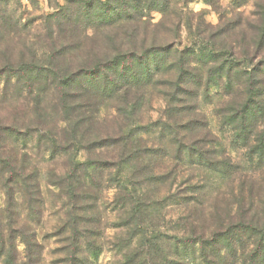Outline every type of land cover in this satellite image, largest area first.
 Returning <instances> with one entry per match:
<instances>
[{"label":"trees","instance_id":"trees-1","mask_svg":"<svg viewBox=\"0 0 264 264\" xmlns=\"http://www.w3.org/2000/svg\"><path fill=\"white\" fill-rule=\"evenodd\" d=\"M171 2L66 0V6L43 18L41 38L25 33L27 23L20 24V19L1 16L0 81L5 86L0 99V192L4 207L10 211L25 204L35 223L43 212L44 186L64 197L66 264H91L102 252L99 235L89 228L99 223L100 177L107 170H114L119 193L115 205L125 216L115 228L126 230L128 240L113 245L124 264H186L187 255L196 264H264V218L251 215L258 209L255 199L233 194V201L210 212L208 219H198L205 210L194 200L197 207L181 219V235L171 244L153 222L155 204L142 192L149 183L170 180L183 163L189 175L201 168L221 171L222 178L239 168L228 160L216 162L212 151L198 148L199 140L177 148V166L167 165L160 174L150 169L147 159L159 150L146 144L143 136L151 126H143L138 117L150 92L159 87L165 90L167 122L189 114L180 125L185 131L198 126L194 101L200 91L209 99L215 89L216 115L246 151L242 169L264 170V10L249 55L245 38L238 52L231 43L211 40L179 48L175 41L180 39L181 13L169 11ZM151 11L162 13L160 23L146 21L144 14ZM260 53L257 65L251 64ZM110 109L114 115L102 114ZM175 132L171 137L180 147ZM34 139L37 146L32 148ZM33 149L50 161L66 157L67 169L61 174L44 170ZM81 153L86 160L78 159ZM184 201L188 205L190 200ZM21 233L26 250L37 247L29 241L33 234ZM5 242L0 226L1 250Z\"/></svg>","mask_w":264,"mask_h":264},{"label":"rangeland","instance_id":"rangeland-1","mask_svg":"<svg viewBox=\"0 0 264 264\" xmlns=\"http://www.w3.org/2000/svg\"><path fill=\"white\" fill-rule=\"evenodd\" d=\"M99 1L106 2L107 0ZM171 3L169 11L177 9L176 11L181 13L180 39L175 41L179 48L211 40L215 44L231 43V48L238 52L241 48L240 44L244 42L245 38L243 47L245 46L248 54L252 55L254 51L251 43L252 35L261 25L260 11L264 10V0H172ZM64 6H66V0H0V19L1 16L10 17L12 20L20 19V24L27 23L25 33L41 38L45 34L43 18ZM144 16L146 21L152 25L160 23L164 17L159 11L145 12ZM261 55L262 53L254 54L251 64L257 65ZM4 86V82L0 81V99ZM164 91L162 87L152 90L138 117L143 126H151L149 134L143 136L146 144L153 150H159L158 154L153 153L147 159L150 169H153L155 174H160L167 165L176 164L177 148L188 145L189 141L199 142V140L201 143L198 144V148L208 152L212 151L216 162L228 160L230 164L239 168L234 175L222 178L221 171L212 173L201 168H193L189 175V167L184 163L179 166L176 164L178 173L170 180L162 184L154 182L149 183L146 187L143 186L141 189L146 199L155 204L152 208L153 222L158 225L161 235H166L165 239L170 238L169 242L173 244V238L181 235L182 228L179 227L181 219L188 215L191 207L195 205L197 207L195 201H201L202 205L197 208L205 210L198 216V219L203 217L208 219L210 212H215L213 211L215 209L217 211V208L222 210L225 202L233 201V194L238 199L241 198V192L244 194L245 201L251 197L259 202L258 209L251 215L255 212L263 219L264 170L263 172L257 171L249 166L247 170L242 169V167H246L244 165L246 151L240 144L233 142L231 130L223 126L220 118L216 115L218 103L213 100L216 90L209 91V99L205 97L206 93L203 90L200 91V96L194 101L196 104L194 114L197 116L198 126H194L192 129L188 127L186 131L180 127L189 119L185 117L189 115L185 112L179 114L175 122H167V103L164 99ZM12 92L13 90L10 88L9 93ZM107 113L114 115L115 110L110 109L102 112V114ZM176 125L177 128H175ZM160 126L165 127L164 131L158 129ZM168 126L171 128L169 129ZM192 130L194 132H191ZM174 131L178 134V140H181L180 147L171 137ZM29 146L35 148L37 146L36 139L31 141ZM32 153L38 156H36V161L41 162L42 168L46 171L54 170L61 174L68 167L66 157L59 156L50 161L48 155L41 150L33 149ZM102 157H105L104 152ZM78 159L84 161L86 155L81 153ZM100 178L103 184L99 195V223L90 226L89 229L92 234L99 235L97 240L102 244V252L91 264H124L121 253L116 252L113 247L121 239L128 240V237L125 236L126 230L115 228L116 224L120 223V220H123L125 216L115 205L119 193L113 182L116 180L114 170L105 171ZM44 188L45 186L42 190L43 212L37 223L31 222L32 216H29L25 204L18 205L17 209L10 211L4 207L6 198L0 192V211L2 210L0 226L4 231L6 241L4 250L0 249V264H66L62 243L67 236L64 232L66 211L63 207L66 201L52 188ZM165 197L169 199L161 203ZM185 199L190 200L188 205H186ZM247 215L249 216L250 213ZM209 223L211 224V221ZM21 230H23V234L24 232L31 236L33 234L34 241L31 240L32 237L29 238V241L37 243L36 248H31V251L26 250ZM134 243L135 241L130 246H134ZM195 250L198 251V246L195 247ZM125 253L124 250L122 255ZM186 264L196 263L190 255H187Z\"/></svg>","mask_w":264,"mask_h":264}]
</instances>
